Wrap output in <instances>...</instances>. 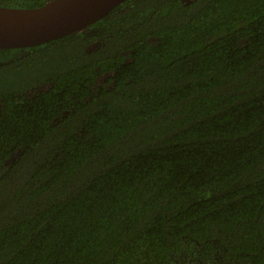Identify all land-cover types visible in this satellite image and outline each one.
Instances as JSON below:
<instances>
[{
  "label": "trees",
  "instance_id": "trees-1",
  "mask_svg": "<svg viewBox=\"0 0 264 264\" xmlns=\"http://www.w3.org/2000/svg\"><path fill=\"white\" fill-rule=\"evenodd\" d=\"M0 264H264V0L0 49Z\"/></svg>",
  "mask_w": 264,
  "mask_h": 264
},
{
  "label": "water",
  "instance_id": "water-1",
  "mask_svg": "<svg viewBox=\"0 0 264 264\" xmlns=\"http://www.w3.org/2000/svg\"><path fill=\"white\" fill-rule=\"evenodd\" d=\"M124 0H49L37 7L0 5V49L38 46L82 31Z\"/></svg>",
  "mask_w": 264,
  "mask_h": 264
},
{
  "label": "rangeland",
  "instance_id": "rangeland-1",
  "mask_svg": "<svg viewBox=\"0 0 264 264\" xmlns=\"http://www.w3.org/2000/svg\"><path fill=\"white\" fill-rule=\"evenodd\" d=\"M19 155V152H16L12 155V157L9 159V163H11L17 156Z\"/></svg>",
  "mask_w": 264,
  "mask_h": 264
}]
</instances>
